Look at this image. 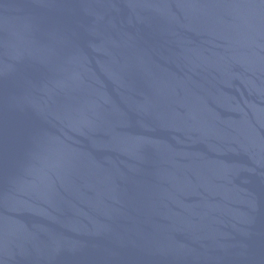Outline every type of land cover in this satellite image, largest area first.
<instances>
[{
	"label": "water",
	"instance_id": "1",
	"mask_svg": "<svg viewBox=\"0 0 264 264\" xmlns=\"http://www.w3.org/2000/svg\"><path fill=\"white\" fill-rule=\"evenodd\" d=\"M0 264H264V0H0Z\"/></svg>",
	"mask_w": 264,
	"mask_h": 264
}]
</instances>
